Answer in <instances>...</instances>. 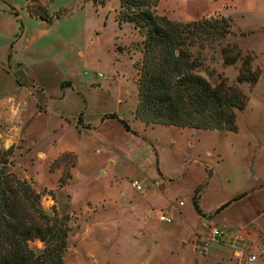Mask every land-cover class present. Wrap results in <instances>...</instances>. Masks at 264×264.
Listing matches in <instances>:
<instances>
[{"label":"crops","instance_id":"obj_1","mask_svg":"<svg viewBox=\"0 0 264 264\" xmlns=\"http://www.w3.org/2000/svg\"><path fill=\"white\" fill-rule=\"evenodd\" d=\"M108 1L103 5L82 1L83 5L108 8L113 26L129 32L125 43L113 38L108 75L102 80L98 78L100 73L71 77L59 72V58L32 57L29 43L24 45L30 54L28 59L14 56L21 47L17 44L22 31L17 37V28L7 29L0 16V145L7 148L14 144L12 157L17 155L18 141L30 151L18 153L21 163L29 162L30 169L17 175L36 184L38 161L31 158L33 154L40 159L41 169L54 178L51 185L57 186L62 168L50 172L48 166L59 154L71 152L76 161L70 178L57 188L68 186L78 167L86 175L85 183L97 190L100 185L130 178L127 184L132 195L127 203L116 202L111 208L128 216L134 229L130 234L133 246L153 254V264H264V134L243 132L238 124V113L245 111L249 103L235 112L236 131L146 124L135 118V62L142 55V40L128 23H118V0L114 6ZM28 4L29 0H24L26 17L46 24L54 22V17L45 21L30 15ZM232 5L230 2L215 10L229 16ZM9 6L0 0V13H13ZM239 31L231 27V32L219 41L234 42L241 50L256 54L253 63L260 67L261 74L254 89L264 83V22L258 29ZM255 32L261 41L259 48L233 41ZM137 39L138 48L127 52L122 47ZM5 61L16 68L10 70ZM62 82L67 84L61 87ZM28 140L46 144H38L33 153ZM90 145L98 146L97 155H89ZM132 181L141 188L135 189ZM197 188L199 212L192 202ZM95 210L96 206L91 209ZM161 213L171 216V221L160 220ZM214 228L222 234L213 236ZM251 254L255 259H248Z\"/></svg>","mask_w":264,"mask_h":264},{"label":"rangeland","instance_id":"obj_2","mask_svg":"<svg viewBox=\"0 0 264 264\" xmlns=\"http://www.w3.org/2000/svg\"><path fill=\"white\" fill-rule=\"evenodd\" d=\"M29 2L32 10L37 13L47 11L51 16L56 13L62 15L66 11L67 13L58 19L54 17L52 24H46L23 14L24 0H2L4 5H10L9 7L17 12V15L14 12L0 13L8 26L7 29L15 26L17 37L20 35V30L22 31L20 41L17 42V46L21 47L16 48L14 56L28 59L30 54H27L24 45L29 43L32 44V48L29 49L32 51L30 56L39 58L55 55L59 58V72L71 77L78 75L91 77L97 73H100L98 78L101 80L107 77L113 38L117 37L116 42L125 43L129 35L127 30L121 31L113 26L108 8H96L91 3L83 5L81 0H29ZM230 2L233 5L228 8L230 13L228 17L231 18L232 29L236 33H239V30L258 29L260 23L264 22V0H160L156 11L172 20L188 21L218 15L215 9L222 8ZM108 4L114 6L116 1L109 0ZM129 25L132 27L131 24ZM132 30L136 31L142 40L137 30L133 27ZM257 34L255 32L246 37H236L233 41H238L243 47L254 45L259 48L261 41ZM3 37L5 38L4 35ZM225 42L224 39L206 42L203 46L192 47L191 50L201 62L200 74L206 75V72L214 70L226 76L229 82H233L242 62L237 60L233 64L223 63L221 48L231 43ZM138 44L137 39L121 46L130 52L132 48H138ZM242 51L245 54L246 51L251 50ZM251 52L255 58L256 54ZM3 63L10 70L16 68L10 62ZM253 86L246 82L239 84L240 89L249 96V107L238 113V124L241 129L243 128V132L264 134V83H259L254 89ZM28 141L33 153L38 144L40 147L46 144V141L39 143ZM16 146L17 155L12 158L18 162L16 164L13 162L10 169L16 173L13 167L15 165L18 171L16 174H25L30 169V165L29 162L21 163L18 153L30 152L29 147L19 141L16 142ZM96 149L98 146L90 145L89 155H97ZM30 156L37 159L38 172L36 184H33L31 180L28 181L37 191L42 192L41 204L44 209L49 211L50 206L55 204L60 213H67L70 216L64 264H153L152 261L156 260L153 254L139 251L133 246L134 242L130 236V234L133 235V232L131 233L133 224L128 220V216L120 215L111 208L116 202L127 203V198L132 195L127 184L130 178H123L122 181H117L118 183L106 186L100 185L97 190L93 184L85 183L86 175L81 167H78L75 178L70 184L58 189L57 186L51 185L55 181L54 178L41 169L40 159L35 158L33 154ZM73 161L74 156L64 154L58 162L57 166L60 165L59 167L62 168L61 176L64 179L69 176ZM96 176L104 178L107 174H96ZM44 184L48 186L43 187ZM88 202L90 206H87ZM94 206L96 210L91 211Z\"/></svg>","mask_w":264,"mask_h":264},{"label":"trees","instance_id":"obj_3","mask_svg":"<svg viewBox=\"0 0 264 264\" xmlns=\"http://www.w3.org/2000/svg\"><path fill=\"white\" fill-rule=\"evenodd\" d=\"M83 2L89 0H82ZM103 5L106 0H90ZM160 0H118L117 20L129 23L142 36L141 58L135 62L137 77V104L134 116L146 124L174 125L201 129L236 131L237 110H243L248 96L239 84L254 85L261 69L254 65V54L232 42L221 48L225 65L241 60L235 81L214 70L199 73L200 60L192 47L206 42H217L231 32L232 20L221 14L188 21H176L156 11ZM30 15L51 21L59 17L45 12H34L28 4ZM17 15V12L14 11ZM67 83L62 82L61 87ZM125 128L129 125L120 120ZM15 145L0 146V264H64V253L70 231L69 214L60 213L55 204L49 211L41 204L42 192L26 179L14 173L13 151ZM64 154H59L48 170L54 171ZM61 175L58 187L68 179ZM197 188L192 197L197 205ZM241 195V194H240Z\"/></svg>","mask_w":264,"mask_h":264},{"label":"built area","instance_id":"obj_4","mask_svg":"<svg viewBox=\"0 0 264 264\" xmlns=\"http://www.w3.org/2000/svg\"><path fill=\"white\" fill-rule=\"evenodd\" d=\"M131 185L135 188V189H140V185L135 182V181H132L131 182ZM159 219L164 221V222H170L171 221V216H167L165 215L164 213H161L159 214ZM222 234V232L218 229H212V235L215 236V237H218ZM249 260H253L255 259V255L254 254H251L249 257H248Z\"/></svg>","mask_w":264,"mask_h":264}]
</instances>
